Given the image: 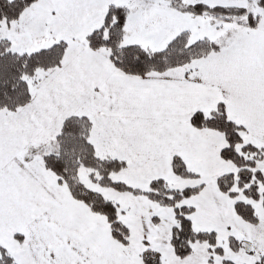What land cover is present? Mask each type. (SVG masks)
Wrapping results in <instances>:
<instances>
[{
    "label": "snow or ice",
    "instance_id": "6c2138e0",
    "mask_svg": "<svg viewBox=\"0 0 264 264\" xmlns=\"http://www.w3.org/2000/svg\"><path fill=\"white\" fill-rule=\"evenodd\" d=\"M0 264H264V0H0Z\"/></svg>",
    "mask_w": 264,
    "mask_h": 264
}]
</instances>
